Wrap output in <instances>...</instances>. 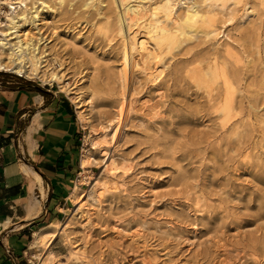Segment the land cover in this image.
Here are the masks:
<instances>
[{"label":"rangeland","instance_id":"rangeland-1","mask_svg":"<svg viewBox=\"0 0 264 264\" xmlns=\"http://www.w3.org/2000/svg\"><path fill=\"white\" fill-rule=\"evenodd\" d=\"M58 1L47 0L38 29L18 33L40 35L46 66L62 73L60 87L48 85L74 103L87 165L56 235L39 244L43 257L264 264V0H130L166 12L171 38L151 78L141 64L130 78L127 67L124 91L122 42L138 25L123 19L121 35L113 26L116 12L124 18L119 0ZM194 4L201 17L187 23Z\"/></svg>","mask_w":264,"mask_h":264},{"label":"crops","instance_id":"crops-1","mask_svg":"<svg viewBox=\"0 0 264 264\" xmlns=\"http://www.w3.org/2000/svg\"><path fill=\"white\" fill-rule=\"evenodd\" d=\"M82 131L63 90L0 70V264H54L35 236L72 200L87 165Z\"/></svg>","mask_w":264,"mask_h":264},{"label":"bare ground","instance_id":"bare-ground-1","mask_svg":"<svg viewBox=\"0 0 264 264\" xmlns=\"http://www.w3.org/2000/svg\"><path fill=\"white\" fill-rule=\"evenodd\" d=\"M28 1L29 0H0V13L5 15V20H0V70L11 71L26 78H37L43 83L56 84L60 87L63 82V75L58 69L54 70L51 67L46 66L47 58L43 47L44 44L42 45V37L39 35L37 38L31 37L25 41L20 38V34L18 33L19 28L23 26L30 25L31 27L38 29L37 20H39V14L43 9L49 7L47 0H31L29 5L27 4ZM61 1L63 0L58 2ZM140 1L142 2L144 0ZM140 1L139 3L132 4L130 3V0H119L117 4H120L122 16L124 18H120L121 14L119 13H121V11L119 10L120 12H116V20H113V26L117 29L120 35L122 33L123 19L127 20V28H130L132 24H136L144 29V32L139 30L138 32L137 26L136 30H129V38L122 42V63L118 71V81L120 82L123 91L129 80L126 73L127 67L130 78L134 75L133 68L135 66L138 67L140 64V68L142 66L141 69L146 72L148 78H151L156 68L152 64V58L157 55L158 46L162 43V41L168 37L171 38V35L165 33L167 30L165 23L167 20L166 12L163 14L161 11L160 13L163 15L160 16L157 10L159 8L157 6H153L152 9L150 8L151 10L148 14L147 12L149 9L147 10L145 5ZM110 2L115 3V0H111ZM101 3L103 2L101 1ZM4 5L6 6V9H3ZM108 5L106 6L109 7ZM8 8L10 10L6 12ZM109 9H111V7ZM185 12L187 23L190 19L192 20L196 18L199 20L201 17V13L196 9L195 4L188 6ZM109 15H113V13L111 12ZM190 31L193 30L190 29ZM153 32L155 33V38L153 37L154 41H148L151 39H148V36L152 37ZM147 42H151V48L146 45ZM135 55L138 57L136 58ZM114 132L115 129L113 133ZM107 158L109 159V169L113 170L115 160L112 155H108ZM82 161L83 163H87L86 157ZM77 197L78 194L74 190L72 192V198L76 199ZM56 232L57 224H54V228H49L45 231L36 233L34 243L36 245H39L40 243L46 244L53 235H56ZM41 264H45V261Z\"/></svg>","mask_w":264,"mask_h":264},{"label":"built area","instance_id":"built-area-1","mask_svg":"<svg viewBox=\"0 0 264 264\" xmlns=\"http://www.w3.org/2000/svg\"><path fill=\"white\" fill-rule=\"evenodd\" d=\"M1 14H2V13H0V20H1Z\"/></svg>","mask_w":264,"mask_h":264},{"label":"trees","instance_id":"trees-1","mask_svg":"<svg viewBox=\"0 0 264 264\" xmlns=\"http://www.w3.org/2000/svg\"><path fill=\"white\" fill-rule=\"evenodd\" d=\"M27 82H29V81H27Z\"/></svg>","mask_w":264,"mask_h":264}]
</instances>
